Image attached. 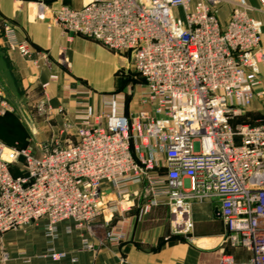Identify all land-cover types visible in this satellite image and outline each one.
Returning a JSON list of instances; mask_svg holds the SVG:
<instances>
[{
	"label": "built area",
	"instance_id": "1",
	"mask_svg": "<svg viewBox=\"0 0 264 264\" xmlns=\"http://www.w3.org/2000/svg\"><path fill=\"white\" fill-rule=\"evenodd\" d=\"M48 1L31 3L35 18L125 57L150 109L121 115L110 96L104 118L82 116L74 143L56 141L39 155L0 143V233L41 223L53 239L62 221L109 224L127 216L139 197L132 187L144 185V211L163 204L182 232L192 227L190 200L218 198L219 264H264V116L239 121L264 101L261 24L247 1ZM18 33L5 23L6 45L26 56ZM224 247L248 257L237 262Z\"/></svg>",
	"mask_w": 264,
	"mask_h": 264
},
{
	"label": "crops",
	"instance_id": "2",
	"mask_svg": "<svg viewBox=\"0 0 264 264\" xmlns=\"http://www.w3.org/2000/svg\"><path fill=\"white\" fill-rule=\"evenodd\" d=\"M246 1L251 17L261 23L264 49V4ZM19 3L0 0V13L17 26L18 41L28 50L26 56L11 51L10 60L22 83L40 95L60 131L67 126L76 131L87 110L93 118H104L109 112L110 96L121 115L150 109L144 102V91L135 89L129 100L126 94L131 91L120 89L122 83L115 72L120 63L128 62L125 57L46 21L30 19L26 10L18 12ZM80 6L78 0L70 7ZM16 12L20 18L17 24L13 21ZM226 17L220 20L224 22ZM260 72L264 78V68ZM132 188L139 197L132 199L134 207L124 219L114 218L109 224L99 219L82 229H77L72 221H62L57 224L53 239L46 236L41 223L0 233V264H219L218 239L225 226L218 213V198L190 200L191 241L175 243L167 207L158 204L144 211L149 201L144 185ZM52 253L62 257L53 260ZM228 254L237 262L248 257L241 249H228Z\"/></svg>",
	"mask_w": 264,
	"mask_h": 264
},
{
	"label": "rangeland",
	"instance_id": "3",
	"mask_svg": "<svg viewBox=\"0 0 264 264\" xmlns=\"http://www.w3.org/2000/svg\"><path fill=\"white\" fill-rule=\"evenodd\" d=\"M14 1H17V3L21 2L16 7L18 12L26 10L25 13H28L30 19L35 18V9L31 5L34 0ZM76 1L78 0H60L61 4L66 6H72ZM18 12H16L13 20L16 24L20 20L19 14H17ZM229 12V5L222 6L218 13L219 18L224 19L226 15L228 17ZM7 21L12 22V20L7 19L0 13V143L5 146L17 144L22 148L29 149L34 155H39L44 146L53 145L56 141L62 145L74 143L76 141V131L68 126L63 127L60 131L58 123L54 120L52 114L48 112L49 109L41 102L40 95L30 91L29 87L22 83V79L10 60L9 53L11 51L3 38L4 25ZM257 21L260 23L259 20ZM53 26L58 27L57 25ZM115 75L122 83V88L120 89L123 91H131L129 94H126L129 100L135 95V89H138V92L144 91V83L139 75L131 68L129 61H125L123 64L120 63V67L116 70ZM262 116H264V101L256 100L246 113L239 118V121L241 123L255 124ZM188 205H190V201ZM191 223L192 227L188 232H182L178 227L173 229L170 227L171 235L175 243H187L191 241V233L193 230L192 219ZM223 249L224 251L222 253L229 255L228 249L231 248L224 247ZM219 258L220 254L218 261Z\"/></svg>",
	"mask_w": 264,
	"mask_h": 264
},
{
	"label": "trees",
	"instance_id": "4",
	"mask_svg": "<svg viewBox=\"0 0 264 264\" xmlns=\"http://www.w3.org/2000/svg\"><path fill=\"white\" fill-rule=\"evenodd\" d=\"M51 1H54V0H49L48 2H51ZM8 147L22 148L21 146H19V145H17V144H16V145H10V146H8ZM13 174L16 175L17 173H14V172H13Z\"/></svg>",
	"mask_w": 264,
	"mask_h": 264
}]
</instances>
